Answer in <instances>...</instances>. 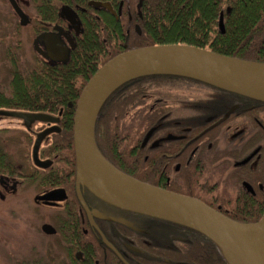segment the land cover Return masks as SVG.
<instances>
[{
	"label": "flooded vegetation",
	"instance_id": "flooded-vegetation-1",
	"mask_svg": "<svg viewBox=\"0 0 264 264\" xmlns=\"http://www.w3.org/2000/svg\"><path fill=\"white\" fill-rule=\"evenodd\" d=\"M85 1V7L63 5L75 14L79 24L76 32L60 17L63 6L59 8L58 22L47 25L35 20L30 0H15L29 21L21 28L35 22V31L40 30L31 40L38 62L63 64L65 51H68L69 60L79 38L83 39L82 17L93 19L90 22L94 26L92 44L101 43L105 47L107 32L133 39V35L141 36L152 28L149 13L144 11L147 0ZM90 2L100 5L94 8L89 6ZM87 8L91 9L90 13H87ZM229 13L230 9L226 7L219 12V18L222 16L223 19V15ZM11 16L19 24L13 11ZM8 17V14L0 15V24L3 25L0 33L4 27L7 28ZM219 18L216 29L223 34L225 28L222 21L221 32ZM41 34L47 35L46 42L60 51L58 59H45L34 50L33 41ZM113 42L117 50L129 51L124 38L119 41L115 36ZM171 45L185 44L176 42ZM7 47L3 42V48ZM38 48L45 52L43 43L38 44ZM0 62L8 60L2 58ZM137 85H126L119 92L118 97L122 100L114 99V102L127 104L124 113L131 119L125 124L130 129L126 134L129 138L122 136L110 146H104L119 167L133 171V163H144L151 175L157 174L161 178L159 182L165 187L162 185L160 189L190 194L192 196L186 197L218 212L222 209L219 198L223 193L233 198L238 191L250 196L264 192V107H259L258 102L180 77L166 76L159 83L141 85V91H132ZM0 111L8 110L0 108ZM49 116L56 118L57 122H34L29 127H25L22 120L0 116V123L10 119L19 121L24 141L30 139L33 144L37 134L53 128L38 150L39 160L48 162L49 166L40 169L32 162V148L29 157H20L21 165L10 167L6 157L10 155L8 142L9 135L13 133L8 132L7 126L0 127V203L32 189L35 209L40 206L50 210L46 221L41 224V227L46 224L54 231L51 235L44 234L51 238L50 262L45 264H186L188 257L194 254L191 251L196 247L194 239H200L193 232L174 223L116 208L81 188L80 194L89 213L87 216L79 202L78 207L67 205V193L63 187L39 189L38 192L37 185L28 184L26 179L29 176L40 178L43 173L49 174L48 170L54 163L42 158L40 151L49 147L53 135L59 133L62 110ZM133 123L135 128L144 124L140 137L135 140ZM241 171L249 178L248 181L234 183L233 173ZM56 190H63L59 195L61 201L39 199Z\"/></svg>",
	"mask_w": 264,
	"mask_h": 264
},
{
	"label": "trees",
	"instance_id": "trees-1",
	"mask_svg": "<svg viewBox=\"0 0 264 264\" xmlns=\"http://www.w3.org/2000/svg\"><path fill=\"white\" fill-rule=\"evenodd\" d=\"M144 11L149 13L148 20L151 29L141 36L114 35L106 33V47L101 43L92 44L94 41L93 20L81 18L84 30L83 39L79 38L78 45L71 52L66 64H49L38 62L36 55L32 54V61L24 60V51L20 38L23 32H28L29 41L40 32L35 31V22L26 28H21L18 23L8 22L7 28L0 33V59L5 69V77L0 79V108L27 113H41L55 115L62 110L61 129L54 134L49 147L42 149V158L53 160L49 174L29 176V185L39 189L50 187H63L67 193V205L78 207L74 192L75 182V155L73 149V115L77 99L89 78L111 58L125 52L116 49L114 37L119 41L124 38L128 49L152 47L157 45H171L179 42L191 47L202 49L218 55L232 57L240 60L264 64V0H147ZM35 20L43 24L58 22L59 8L63 5L85 7V0H30ZM230 9L229 15H223L225 31L221 34L217 29L219 12L224 8ZM91 9L87 8V13ZM2 27L3 25L0 24ZM190 26V27H189ZM108 28L111 26L108 25ZM198 31H194V30ZM3 32V33H2ZM30 33V34H29ZM4 39V40H3ZM88 39V44L86 42ZM124 41V40H123ZM122 41V42H123ZM3 42L8 47L3 48ZM33 52V51H32ZM168 77V76H167ZM166 76H151L132 80L118 88L102 105L94 126V141L101 156L122 173L153 187H162L159 178L147 171L144 163H133V171L123 170L114 162L105 145H111L120 137L129 138L130 129L125 124L131 119L126 118V103L114 102L122 100L119 92L126 85H137L132 91H141V85L156 84ZM68 104L71 107H68ZM259 107L264 105L257 103ZM121 125H124L120 127ZM144 124L134 127L133 140L140 137ZM264 135V132H262ZM262 138V137H261ZM18 137L10 136L9 142H15L13 147L20 146ZM23 148L26 146L22 145ZM20 148V147H19ZM19 150V149H18ZM21 152V150H20ZM7 158L10 167L16 168L20 162L13 159L15 156L9 151ZM16 154V153H15ZM24 163V162H23ZM234 183L240 180L248 181L246 174L233 173ZM163 187H165L163 185ZM85 190H87L84 187ZM162 189V188H161ZM165 191L177 193L181 196H192L174 189L164 188ZM87 192H89L87 190ZM90 193V192H89ZM219 202L222 209L219 211L228 219L241 223L252 224L264 216V192H257L255 196L238 191L233 198L221 194ZM147 217V216H146ZM151 218V217H150ZM155 219V218H154ZM159 220V219H157ZM163 221V220H161ZM177 225V224H176ZM180 226V225H179ZM183 227V226H181ZM199 236L194 239L196 247L186 264H227L218 246L203 235L183 227Z\"/></svg>",
	"mask_w": 264,
	"mask_h": 264
},
{
	"label": "water",
	"instance_id": "water-1",
	"mask_svg": "<svg viewBox=\"0 0 264 264\" xmlns=\"http://www.w3.org/2000/svg\"><path fill=\"white\" fill-rule=\"evenodd\" d=\"M6 1L19 19L20 27H25L29 22L27 16L15 0ZM99 5L89 3L94 8ZM59 14L78 32L79 24L72 10L63 6ZM219 28L223 32L221 18ZM46 39L45 34L35 38L34 50L45 59H58L60 51L49 45ZM42 43L45 52L38 48V44ZM67 52L63 64L68 60ZM151 76L180 77L264 104L262 63L222 56L186 45L138 48L111 58L89 78L75 104V194L81 207L89 216L80 194V187H85L93 196L111 206L174 223L203 235L218 246L227 264H264V216L252 224L234 222L196 199L167 192L120 172L97 150L94 126L102 105L122 85ZM0 116L22 120L25 127L34 122H57L56 118L39 113L0 111ZM52 131L53 128L36 135L32 162L37 168L46 169L49 166L48 162L39 160L38 150L43 139ZM61 193L63 190L52 191L39 199L45 202L61 201ZM41 231L46 235L54 234L48 225H43Z\"/></svg>",
	"mask_w": 264,
	"mask_h": 264
},
{
	"label": "rangeland",
	"instance_id": "rangeland-1",
	"mask_svg": "<svg viewBox=\"0 0 264 264\" xmlns=\"http://www.w3.org/2000/svg\"><path fill=\"white\" fill-rule=\"evenodd\" d=\"M11 13V8L6 1L0 0V15L8 14L10 22L14 23L15 19H13ZM220 18L222 19V16ZM27 33H22L20 45L24 51L25 57L23 59L31 61L34 52H32ZM4 77L5 69L1 67L0 62V79ZM1 126H7L10 129L8 132L13 133L9 137L16 136L19 138L20 148L16 145L13 147L15 142L11 144L8 142L9 151L15 156L13 159L19 162L20 157L23 155H25V158L26 156L29 157L33 140L27 139L26 142L24 141L22 137L23 128H21L19 121L3 120L0 123ZM22 145L26 147L23 148ZM18 194L20 195L12 198V200L0 203V264L48 263L50 262L48 250L51 238L45 236L40 231V227L46 221V214L49 215L50 210L40 208V206L38 210L35 209L36 203L33 201L32 189Z\"/></svg>",
	"mask_w": 264,
	"mask_h": 264
}]
</instances>
